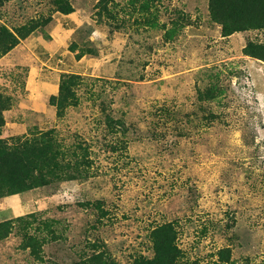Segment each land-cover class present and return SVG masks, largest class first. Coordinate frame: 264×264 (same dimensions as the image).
<instances>
[{"label":"rangeland","instance_id":"obj_1","mask_svg":"<svg viewBox=\"0 0 264 264\" xmlns=\"http://www.w3.org/2000/svg\"><path fill=\"white\" fill-rule=\"evenodd\" d=\"M53 1L0 0V28L51 17L0 55V140L53 136L59 172L0 196V264H131L165 222L176 264H264V61L243 50L264 28L222 35L208 0H70L75 26Z\"/></svg>","mask_w":264,"mask_h":264},{"label":"trees","instance_id":"obj_2","mask_svg":"<svg viewBox=\"0 0 264 264\" xmlns=\"http://www.w3.org/2000/svg\"><path fill=\"white\" fill-rule=\"evenodd\" d=\"M106 1L97 0L98 6L106 8ZM55 10L61 14L74 11L70 0H54ZM210 18L221 25L222 35L233 32L264 28V0H208ZM51 21V17H41L36 23L25 24L16 30L7 27L0 28V55L13 49L20 38L28 36L33 30ZM171 35V33L169 34ZM246 54L264 61V44L249 43L243 48ZM73 77L72 75L69 78ZM63 83L60 84L59 94L50 95L49 103L54 100L65 101L67 92H64ZM9 104L0 96V126L4 125L3 111ZM3 114H2V113ZM56 141L52 137L41 142L25 139L19 144L8 146L0 140V196L27 191L43 186L58 176L56 158L58 152ZM75 176L69 175L67 179ZM11 221L0 222V237L9 231ZM4 230V231H3ZM151 241L154 249L152 258H137L131 264H176L179 257V248L176 245V230L172 222H165L153 228Z\"/></svg>","mask_w":264,"mask_h":264},{"label":"crops","instance_id":"obj_3","mask_svg":"<svg viewBox=\"0 0 264 264\" xmlns=\"http://www.w3.org/2000/svg\"><path fill=\"white\" fill-rule=\"evenodd\" d=\"M73 12H75V11H73ZM70 14H72V12L71 13H69V14H62L63 15V17L62 16H59V19H62V20H64V21H66V23L65 24H71V25H75V26H79L81 23H82V21H83V13L81 12V11H76L73 15H70ZM69 29H71V27H69ZM14 49V48H13ZM67 52H70L69 50H67ZM57 89H58V83L57 82H55V83H53V90H54V92L51 94V95H54L56 92H57ZM50 97V96H49ZM48 102H49V98H48ZM13 103H14V100H13ZM13 105V104H12ZM12 105H11V107H12ZM36 107H38V109H40L39 108V105H37ZM4 117H5V112H4ZM7 119H6V117H5V123L4 124H7V121H6ZM16 121H18V120H16ZM21 122V121H20ZM9 124H11L12 126H13V124H17L18 126L17 127H19V128H21V130H18L17 132H12V133H10V134H17V135H19V133H26L25 131H27V125H26V122H22L21 124L19 123V122H14V121H12V122H10ZM4 126V125H3ZM22 135V134H21Z\"/></svg>","mask_w":264,"mask_h":264}]
</instances>
